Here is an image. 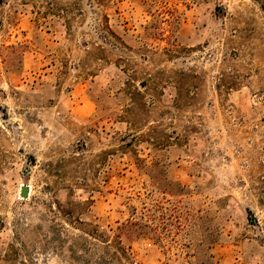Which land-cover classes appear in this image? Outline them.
<instances>
[{
	"label": "rangeland",
	"instance_id": "obj_1",
	"mask_svg": "<svg viewBox=\"0 0 264 264\" xmlns=\"http://www.w3.org/2000/svg\"><path fill=\"white\" fill-rule=\"evenodd\" d=\"M84 238L264 264L255 0H0V264H78Z\"/></svg>",
	"mask_w": 264,
	"mask_h": 264
},
{
	"label": "trees",
	"instance_id": "obj_2",
	"mask_svg": "<svg viewBox=\"0 0 264 264\" xmlns=\"http://www.w3.org/2000/svg\"><path fill=\"white\" fill-rule=\"evenodd\" d=\"M255 1L264 12V0ZM116 237L119 236L116 235ZM115 243L117 246L111 250V240L100 239L97 242H91L84 238V243L80 245L82 248L78 255V264H133L128 261L127 254L129 252L121 248V242L117 241ZM90 247L95 248L93 252H89ZM95 250H99L98 254H96ZM72 251V255H75V251Z\"/></svg>",
	"mask_w": 264,
	"mask_h": 264
},
{
	"label": "water",
	"instance_id": "obj_3",
	"mask_svg": "<svg viewBox=\"0 0 264 264\" xmlns=\"http://www.w3.org/2000/svg\"><path fill=\"white\" fill-rule=\"evenodd\" d=\"M28 186L27 185H23L20 189V195L24 198H26L28 196Z\"/></svg>",
	"mask_w": 264,
	"mask_h": 264
}]
</instances>
